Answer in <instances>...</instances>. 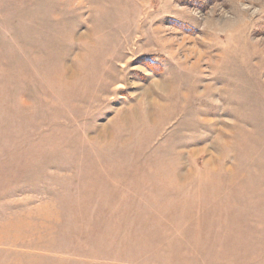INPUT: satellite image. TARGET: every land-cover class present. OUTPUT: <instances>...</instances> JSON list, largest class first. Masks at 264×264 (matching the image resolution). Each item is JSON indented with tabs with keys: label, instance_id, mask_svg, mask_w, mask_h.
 <instances>
[{
	"label": "rangeland",
	"instance_id": "rangeland-1",
	"mask_svg": "<svg viewBox=\"0 0 264 264\" xmlns=\"http://www.w3.org/2000/svg\"><path fill=\"white\" fill-rule=\"evenodd\" d=\"M0 264H264V0H0Z\"/></svg>",
	"mask_w": 264,
	"mask_h": 264
}]
</instances>
